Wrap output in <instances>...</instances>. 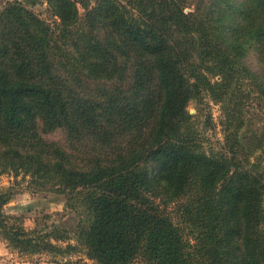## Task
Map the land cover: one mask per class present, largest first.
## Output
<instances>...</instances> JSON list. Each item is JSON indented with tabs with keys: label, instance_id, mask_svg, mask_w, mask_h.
Wrapping results in <instances>:
<instances>
[{
	"label": "trees",
	"instance_id": "1",
	"mask_svg": "<svg viewBox=\"0 0 264 264\" xmlns=\"http://www.w3.org/2000/svg\"><path fill=\"white\" fill-rule=\"evenodd\" d=\"M38 2L0 9V175L79 220L28 230L5 191L6 246L60 256L72 233L88 262L63 264H264V0Z\"/></svg>",
	"mask_w": 264,
	"mask_h": 264
},
{
	"label": "rangeland",
	"instance_id": "2",
	"mask_svg": "<svg viewBox=\"0 0 264 264\" xmlns=\"http://www.w3.org/2000/svg\"><path fill=\"white\" fill-rule=\"evenodd\" d=\"M11 1L12 0H0V9ZM38 1V4L34 6L32 10L42 19H45L47 17L46 0ZM210 109L213 121L217 126L216 129L210 133V139L215 141L216 139H221L222 135L219 126L221 112L219 106L213 103H210ZM194 110V105L191 104L189 106V112L194 114ZM46 137L51 140L62 139V135L58 132ZM25 186L26 182L21 176L14 178L7 174L0 175V194L9 190L12 195L3 208L4 213L21 217L24 227L28 230L33 228L49 230V228L54 225H61L70 230L71 227L75 226L79 220L78 215L74 213L75 210L70 209L63 202L59 204H44L43 206L40 205V207L38 205L44 202L43 195L31 194L26 191ZM45 197L49 196L46 195L44 198ZM70 235V240L68 242H57L56 244L61 247L70 244L75 246L76 249L60 256L51 254L22 255L8 248L5 242L0 238V264H63L65 262H75L78 260L88 262L80 243L72 233ZM134 264L144 263L137 260Z\"/></svg>",
	"mask_w": 264,
	"mask_h": 264
}]
</instances>
